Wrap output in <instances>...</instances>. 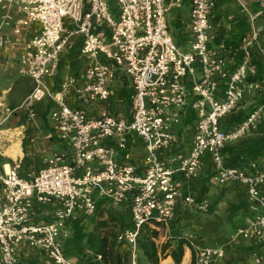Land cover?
I'll use <instances>...</instances> for the list:
<instances>
[{
	"label": "built area",
	"instance_id": "built-area-1",
	"mask_svg": "<svg viewBox=\"0 0 264 264\" xmlns=\"http://www.w3.org/2000/svg\"><path fill=\"white\" fill-rule=\"evenodd\" d=\"M177 1L0 0V52L21 44L20 64L33 84L18 109L33 120L36 105L54 103L52 128L67 148L26 177H21L19 166L0 171V264H20L22 253L36 249L52 264H79L64 251L67 224L76 215L91 217L100 201L130 210L131 226L119 241L136 264L142 230L167 227L179 199L199 212L209 210L206 199L196 202L183 192L186 183L199 176L204 154L212 159L217 185L235 183L246 190L251 216L234 238L264 239V165L251 160L244 168H229L222 157L226 146L256 128L261 110L253 109L229 130L220 127L238 111L244 95L259 87L252 81L258 75L252 55L259 49L254 21L261 12L250 13L238 0L249 32L240 42L241 61L234 65L222 48L211 46L215 0H190L188 43L184 49L175 43L166 14ZM34 25L32 38L26 39L24 32ZM6 29L14 37L12 43ZM73 36L80 39L84 69L53 91L47 81L58 74L63 54L73 49ZM121 78L129 82V111L114 115L104 108L90 115L86 108L109 101L112 86ZM71 94L79 105H68ZM187 107L195 116L191 147L174 152L167 167L160 158L179 145L174 127ZM138 149L143 158L135 163L132 155ZM47 206L53 207L50 220L37 221L44 216L38 210ZM187 240L193 264H220L225 257L223 247L206 245L196 236ZM260 249L254 264H264V243ZM95 258L104 262L101 255Z\"/></svg>",
	"mask_w": 264,
	"mask_h": 264
},
{
	"label": "crops",
	"instance_id": "crops-1",
	"mask_svg": "<svg viewBox=\"0 0 264 264\" xmlns=\"http://www.w3.org/2000/svg\"><path fill=\"white\" fill-rule=\"evenodd\" d=\"M215 7L212 12L211 17V25L213 29L211 30V34L214 36V41L212 43V47H220L222 48V52L227 57L228 61H233L234 65L239 64L235 62V55L241 54L240 52V42L245 35L249 32V23L247 15H243L240 13V6L238 0H215ZM246 3L248 11L252 14L261 12V16L255 19L254 26L257 30L260 31V37L258 41L259 49H255L253 51V55L255 57V62H260L262 68H258V75L255 77L256 81L260 85H264V55L261 54L262 50L264 51V0H242ZM169 2V1H168ZM170 6V5H169ZM230 6L233 8H230ZM189 10H190V0H178L175 5L169 7V11L166 14L167 23L170 33H172L173 39L175 35L180 38V43L177 44L185 46L188 43L189 35L186 29V24L189 19ZM1 15V12H0ZM37 26H32L30 31L24 32L23 36L26 39L32 38L33 30L36 29ZM5 34H8L10 37L11 43L14 41V37L11 35L9 30H5ZM79 37L73 36L71 38V42L73 44V49L70 51H66L60 61L59 65V72L58 74L47 81L49 87L53 91H57L63 81L67 78L77 77L82 70L84 69L85 60L79 54L78 48L80 47ZM180 47V46H179ZM20 56H21V44H12L9 46V49L6 52H0V171L5 172L13 166H19V173L21 177H26V174L30 171L36 170L38 168L32 166L31 162L33 163L35 160L39 162L37 159L38 156V148L36 145L43 144L44 146L48 147L50 144L59 143L63 150L57 153L51 152L48 154L47 157H43L40 162L43 165V162L46 158L57 155V154H65L67 152V148L64 144L60 143L56 140L55 132L53 131L51 120H50V113L56 109V105L50 101H42L40 104L35 106L34 116L35 118L30 122L27 123L23 120L26 113L22 110H19V106L22 104L24 98L27 94L31 91L33 84L26 75L23 74V69L20 64ZM253 62V61H252ZM256 64V63H255ZM257 65V64H256ZM258 66V65H257ZM254 78V79H255ZM259 78V79H258ZM126 85L129 90V82L126 78ZM253 81V79H252ZM123 85V83L119 81H115L114 85L112 86V96L110 100H114L116 97V91ZM264 88V86H263ZM258 89V88H257ZM258 92V94H257ZM256 93V94H255ZM264 94V89L260 91L253 90L252 92H247L244 95L243 100L240 103L238 111L235 112L233 115L236 114H243L244 119L248 116V114L255 108H259L261 110V119H259L256 123V128L253 129L247 137L240 138L233 142L232 144L228 145L227 147L236 146L244 150L243 156L244 158L248 159L247 162L239 167L244 168L247 166L248 162L251 160L257 161L260 166L264 165V149L261 153L255 152V147L258 145L264 144V101L261 107H257L261 100L262 95ZM68 105L76 106L79 105L77 99L74 95L67 97ZM109 100V102H110ZM108 103V101L106 102ZM253 104H257L248 112V108L251 107ZM104 104H93L86 108L87 112L90 115L97 116L100 109H104ZM184 116L182 118L181 123L178 127H175V133L178 136V146L171 148L169 151L164 152L161 156V161L165 163L168 167L170 165L169 157L176 151L185 152L188 151L191 147V140L194 136V121L195 116L194 112H192L190 107L185 109ZM8 111H12V116L7 121H4V116H7ZM28 117V116H26ZM231 118V116H230ZM230 118L224 119L220 123V127L224 130L231 129L236 122H230ZM12 123V124H11ZM180 127V128H179ZM31 129L32 134L30 140L26 137L25 131ZM185 132L190 133V138L186 137ZM24 148V149H23ZM26 148H29L26 150ZM33 151V154H32ZM35 151V152H34ZM37 152V154H36ZM140 153V154H139ZM139 158H138V156ZM133 161L137 163L143 158V150L138 149L136 154H133ZM137 156V158H136ZM226 153L224 150L222 151V157L225 158ZM30 159V160H29ZM225 160V159H224ZM141 162V161H140ZM201 170L199 172V176L186 183L183 188V192L186 194H191L189 191L193 182L198 179H202V177H206L207 174L212 173V159H210L209 154H204L201 157ZM42 167V166H40ZM39 167V168H40ZM210 186L214 189L216 188L217 191H220L219 196L221 197V204L227 203L226 206H229L230 213L232 216L235 213H238L235 216L230 217L228 221H226L225 226L220 230L219 236L211 237L209 236L208 239L204 238V234L202 233V229L199 232V236L197 237L202 243L206 245H212V247H223L225 257L220 262V264H254L253 263V256L255 252L260 251L262 244L264 243L263 240L251 239V240H243L241 238H234L235 233L239 228H242L246 225L247 220L251 216L250 207L247 203V194L246 190L243 186L238 184H227L224 186L217 185L211 179L209 181ZM209 195V194H208ZM218 196V197H219ZM194 197V196H193ZM206 197V196H205ZM220 198V197H219ZM207 201L208 197L205 198ZM105 202V207H109L107 205V201ZM219 203V204H220ZM246 206V212L244 214V210L242 213H239L240 209H242L241 204ZM180 204H183L182 200L177 201L176 211ZM184 205V204H183ZM187 208H191L188 205H184ZM124 207V206H123ZM116 208L115 210L123 209ZM240 207V208H236ZM97 208V207H96ZM211 208V204L209 203V210ZM45 208L43 210L44 216H40L37 221L47 222V215L45 214ZM194 210V209H193ZM97 211V210H96ZM96 212L91 217H83L80 215H76L75 218L71 219V221L67 224L68 229V236L63 240L67 242L72 234V223L77 219L81 221V225H84L90 229L95 227L96 220L103 221L101 223H105L108 216L101 215L100 217H96ZM128 220L130 222V210ZM114 221V220H110ZM172 221V220H171ZM171 223V222H170ZM169 223V225H170ZM167 226V233H170V227ZM230 226V227H229ZM164 227H161L157 232L164 230ZM95 229V228H94ZM197 229V228H195ZM93 230V229H92ZM209 235V234H208ZM232 235V240L230 236ZM187 239V238H186ZM208 240V241H207ZM162 240L160 242L161 246ZM209 243V244H208ZM65 245V243H64ZM126 246V245H125ZM129 249L126 246V252ZM188 253V262L190 264L193 262L191 258V251L189 249V244L185 246L183 259L185 258V254ZM136 254V253H135ZM69 258L76 260L72 256H68ZM131 257V256H130ZM136 257V255H135ZM132 258V257H131ZM137 258V257H136ZM167 259L170 260V264H175L173 258L168 256L164 261ZM20 264H50L48 260H46L45 256H43L40 250H30L26 253H22L19 257ZM104 260V259H103ZM191 260V261H190ZM163 261V262H164ZM181 261V262H182ZM96 264H100L96 260ZM143 261H141L142 263ZM104 264V262L102 263ZM108 264H111L108 262ZM163 264V263H162Z\"/></svg>",
	"mask_w": 264,
	"mask_h": 264
},
{
	"label": "trees",
	"instance_id": "trees-1",
	"mask_svg": "<svg viewBox=\"0 0 264 264\" xmlns=\"http://www.w3.org/2000/svg\"><path fill=\"white\" fill-rule=\"evenodd\" d=\"M241 58H242V54L239 53L236 54L235 62L239 63L241 61ZM252 61L258 65L259 69L262 68L260 62H255L254 56H252ZM120 81L123 83V85L119 88L118 91L115 92L116 93V97H114L115 99L114 100L111 99L110 102L108 101V103H104L105 109L114 115L126 114L129 111L130 98H129V90L126 85L127 82L124 78H121ZM253 81H256V78L253 79ZM120 104H123L122 108H120ZM243 120H244V115L241 113L232 115L230 118V122L232 123L233 121H235L236 124L242 122ZM134 145L135 147L138 148L140 147L138 141ZM223 150L224 153H226V156L224 158L226 167L229 168L239 167L245 164L248 160L243 156L244 150L239 147L233 145L231 147L226 146ZM212 178H213L212 173L207 174L206 177H202L203 180L201 185L199 186L197 192L193 194L196 202H200L203 199H205V196L209 192L208 191L210 186L209 181ZM241 206L242 205H240V207ZM240 207H236V208H240ZM107 209L105 207V202L100 201L97 204V208H96L97 211L95 215L97 214L103 215L105 211H107ZM123 209H125L126 214L125 213L124 214L127 218L129 216V209L126 207H123ZM108 215L110 214L108 213ZM114 216L115 214H112L109 217L111 220L116 219L119 221H121V219L123 218V215H118L115 217ZM101 225H105V224L101 223ZM94 226L95 227H93V230L97 229V226L96 225ZM71 227H72V234L70 238L73 239V241L78 245L76 249H73V251H71L68 240L67 242H64L65 243L64 251L67 256H72L73 258L77 259L79 264H96L97 263L95 258L96 255H101V257L104 259V264H108V262H110L111 264H131L132 259L129 256V253L125 252L124 254H121L119 251L115 250L113 246L111 247L109 245V242L107 241V238L104 237L100 238L97 241L98 245L96 247H92V249H86V248L83 249L80 244L84 240H87V238L89 237V232L88 231L86 232L83 229L81 225V221L79 219L78 220L76 219L72 223ZM179 234L173 232L171 234V237L168 239V241L158 247V245L155 244V242L151 241V238L157 236L158 232L152 229H149V231L147 232H144V230H142L137 240L139 244L136 251V257H137L136 264L140 263L141 258L144 260L146 264H159L160 261L166 259L168 256H171L173 258L175 264H181V261L183 259L184 248L186 245L189 244V240H187L185 236ZM190 264H193V262H191Z\"/></svg>",
	"mask_w": 264,
	"mask_h": 264
},
{
	"label": "rangeland",
	"instance_id": "rangeland-1",
	"mask_svg": "<svg viewBox=\"0 0 264 264\" xmlns=\"http://www.w3.org/2000/svg\"><path fill=\"white\" fill-rule=\"evenodd\" d=\"M111 4H114V2H111ZM230 8H233V6L232 7L230 6ZM117 13H116V16H117ZM66 27L68 29L72 28L71 26H69V27L66 26ZM174 41H175V43L179 44L180 38L177 35H175ZM179 46H180V48L184 49L183 48L184 46H182V45H179ZM263 86L264 85H260L258 87V89H256L255 91H260V90L264 89ZM257 94H258V92H257ZM260 100L261 101L259 103H261V104H258V105L253 104L251 107L248 108V112H250L251 109H253L254 106H256V105H257V107H261V105L264 101V94L262 95ZM122 106H123V104H120V108H122ZM12 114H13L12 111H8L7 116H4V121H7L8 119H10ZM260 119H261V117H260ZM23 120H25V122H27V123H30L32 121L26 116H24ZM178 126H176V127H178ZM25 133H26L25 135L28 138V140H30V137L32 134L31 129L25 131ZM185 135H186V137H189L190 133L185 132ZM36 147L39 150V151H37L38 152L37 159L39 160V162L37 160H35L33 163L31 162L32 166L33 165L35 166L32 168H39L40 166H42V164H41L42 162H40L41 159L43 157H47L48 154H51V152L57 153V152H60L63 150V147H61V145L58 142L50 144V146H48V147L44 146L43 144H41V145L38 144V145H36ZM263 149H264V144L258 145L255 147V152L261 153L263 151ZM26 150H28V152H29L30 149L26 148ZM37 152H36V154H37ZM32 154H33V151H32ZM202 180L203 179H198L195 182H193V184L191 185V187L189 189V191L192 193V195L197 192L199 186L202 183ZM208 191H209L208 192L209 195L207 194L206 197H208V200H209L208 203L211 204L210 210L202 213V212L197 211L195 208H192V207L187 208V206L185 207L183 204H180L177 211H175L174 217H173V219L169 225L170 233H167V227H164L163 228L164 230L160 231V233H161L160 236H159V232H158V235L155 237H152L151 241L155 242V244L160 245V242L162 240V243H161V245H162L168 241V239L171 237V234L173 232H176L178 234L180 233L179 235L185 236L186 238H187V236H197L198 237L199 232H201L200 231L201 229L203 231L202 233L204 234L203 237L206 239H208L209 236H211V237L219 236L220 230L226 224L225 222L228 221V219H230V217L234 218L235 216H239L241 214L237 215L238 213H235V215L232 216V213H230L229 206H226L227 203H223V204L220 203L222 201L221 200L222 196H219V194L221 192L217 191L216 188L214 189L213 187L212 188L209 187ZM241 205H242V209H240L239 213H242L244 210V214H245L246 206L244 205V203ZM52 208L47 206L45 209L46 215L48 217L47 220L50 219L52 214H53ZM107 208H106L107 211H105V215L108 216V218L106 219V221L104 223L105 225H101V222H103V221H99V220H96L97 229H95V230H92L93 228L90 229V228L82 225L83 229L86 232L87 231L89 232V237L87 238V240H84L80 245L83 249L84 248L92 249V247H96L98 245L97 241L100 238L104 237V238H107V241L109 242V245L111 247L113 246V248L115 250L119 251L121 254H124L126 252V246L123 242L119 241V237L123 233V231L128 229L130 226L128 217L126 218V216H125V214H126L125 209L115 210L116 208H112V207H107ZM108 213L110 215H108ZM112 214H115V216L123 215V218L121 219V221L116 220L114 218H113L114 221H110L111 219L109 216H111ZM100 216L101 215H98V214L96 215V217H100ZM195 228H197V229H195ZM149 229H150L149 227H144L143 230H144V232H147V231H149ZM230 238H231V240L233 239L232 235L230 236ZM140 241H141V239H140ZM77 245L78 244L75 243L73 241V239H71V238L69 239V247H70L71 251H73V249H76ZM210 246H212V245H210ZM128 253H129V256H131V252L128 251ZM141 261H143V262L141 263ZM163 261L164 260L160 261L159 264H162ZM48 262L50 264H52L50 261H48ZM182 262H181V264H182ZM138 264H146V263L141 258L140 263H138Z\"/></svg>",
	"mask_w": 264,
	"mask_h": 264
},
{
	"label": "bare ground",
	"instance_id": "bare-ground-1",
	"mask_svg": "<svg viewBox=\"0 0 264 264\" xmlns=\"http://www.w3.org/2000/svg\"><path fill=\"white\" fill-rule=\"evenodd\" d=\"M188 258H189L188 253H186V254H185V258H184L182 264H187V262H188ZM163 264H170V260L167 259L166 261L163 262Z\"/></svg>",
	"mask_w": 264,
	"mask_h": 264
}]
</instances>
